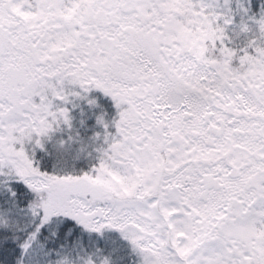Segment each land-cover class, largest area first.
I'll use <instances>...</instances> for the list:
<instances>
[{"label": "rangeland", "instance_id": "rangeland-1", "mask_svg": "<svg viewBox=\"0 0 264 264\" xmlns=\"http://www.w3.org/2000/svg\"><path fill=\"white\" fill-rule=\"evenodd\" d=\"M228 1L0 0V115L4 113L0 176L24 177L35 188H46L40 194L48 215L67 211L84 217L95 209L89 218L97 226L118 216L123 222L137 223L139 244L151 242L148 264H264L262 143L255 148L256 161L247 153L234 154L238 167L251 163L250 168L260 172L246 188L237 183L230 202L224 191H215L204 204L185 187L180 191L172 187L179 169L183 186L193 164L202 173L205 167L215 170L216 158L224 152L207 149V142L197 144L191 135L189 127H201L206 107L220 111L221 99L236 104V93L264 97V18L241 14L234 29L253 33L257 41L255 58L241 79L222 80L228 73L203 63V51L216 43L207 47L205 41L211 38V43L226 32L223 12ZM238 2L245 13L249 0ZM260 12L264 16V9ZM139 36L143 40L150 36L149 53L140 49L146 44L141 45ZM183 36L192 38L181 45ZM159 65L176 78L149 76L151 70L162 73ZM132 71L140 72V82L129 80ZM142 76L150 78L144 81ZM235 83L239 85L233 95ZM81 97L90 109H81ZM107 97L121 100L115 101L121 110L117 124L107 118ZM165 97H176L178 107L187 104L183 109L194 116L184 123L183 110L170 117ZM243 100L248 104L247 98ZM136 105H142L138 115ZM71 111L91 114L101 126L93 136L102 147L99 168L91 176L48 189V183L31 171L32 149L45 132L46 138L72 133ZM142 112L143 125L133 124L141 121ZM168 118L177 120V136H167ZM231 179L230 184L235 183ZM110 189L116 196L134 195L140 200L110 202Z\"/></svg>", "mask_w": 264, "mask_h": 264}, {"label": "trees", "instance_id": "trees-1", "mask_svg": "<svg viewBox=\"0 0 264 264\" xmlns=\"http://www.w3.org/2000/svg\"><path fill=\"white\" fill-rule=\"evenodd\" d=\"M239 8L238 0L228 1L227 11L223 12L226 32L216 35L211 43V38H208L205 41L208 42L207 47L215 41L216 43L207 51V48L203 51V63L214 66L220 73H228L226 78H222L225 81L245 76L255 58V35L247 30L237 32L234 29L241 19V14L244 15L242 18L252 15L260 18L264 0H249L247 10L242 11L245 13H241ZM190 38L192 37L183 36L179 43L185 45L190 42ZM136 57H139L138 53ZM123 60L126 61L124 58ZM120 62L121 60H118L119 65ZM174 70L178 71V68ZM161 72H153L149 76L162 80V74L173 76V73L166 72L165 68H161ZM132 73L134 78L140 77L139 71ZM149 78L146 77L147 80ZM238 85L239 83L231 85L233 95ZM238 94L236 93L235 97H238ZM239 96L242 97L241 94ZM5 97L6 94L4 100ZM80 99L81 109H90L84 105V97ZM104 105L108 110L107 117L117 119V112L112 107L110 97L106 98ZM70 114L72 133L61 132L59 137L49 134L46 138L45 132L32 149L31 171L48 183V189L58 187L64 181L67 183L66 181H77L81 177L91 176V173L99 168L102 147L93 136L94 130L101 131V126L95 124L91 114L86 115L85 127L82 125L85 115L78 111H71ZM2 115L4 116V113L0 117ZM7 177L0 176V264H148L151 242L147 240L142 242L143 245L139 244L137 223L123 222L124 219L118 216L97 226V222L89 218L94 216L92 213L95 209L84 217L72 216L67 211L48 215L43 205L45 198L40 194L42 191H48L46 188H35L26 182L24 177ZM68 185L73 186V183L66 184ZM110 190L107 199L110 202L140 200L134 195L116 196L115 192ZM152 195L155 193L146 194L141 200ZM117 219L121 222L118 223Z\"/></svg>", "mask_w": 264, "mask_h": 264}, {"label": "flooded vegetation", "instance_id": "flooded-vegetation-1", "mask_svg": "<svg viewBox=\"0 0 264 264\" xmlns=\"http://www.w3.org/2000/svg\"><path fill=\"white\" fill-rule=\"evenodd\" d=\"M159 98L162 97H158L157 99ZM165 98L168 101V104L165 106L170 111L169 116L174 118L183 110L184 117V114L187 112L183 108L184 106L187 107V104L182 103L181 107H178V103L175 101L176 97ZM197 98L202 99V97ZM244 98L248 99V104L243 102ZM234 99L236 104L231 103L230 100H227L228 103H224V99H221L220 102L223 103V107H221L220 111L206 107L201 114V117H203L201 127L197 128V130L193 126L189 127L191 132L196 133L194 140L197 144L205 143L213 138L214 142L210 146H207V149L210 148L217 151L222 148L224 150L219 155L220 157L216 158L215 163L218 164V166H215L216 169L211 170V168L205 167L202 173L198 170V166L193 164L195 167L190 175L185 176L186 183L182 186L180 179L183 171L181 168L179 169L180 172L175 175L177 182L174 180L172 184L175 190L180 191L182 187H185L187 193L193 194L194 196L198 195V197L200 195L198 192L205 189L208 202H204V204L209 203L213 199L212 194L215 191H224L227 193L228 199L226 200L230 202V197L232 196L233 189L236 188V184L240 183L246 188V185L253 184L255 177L260 172V168L256 170L252 167L250 168L251 163L238 167V163L233 159V156L235 153H247L249 157H252L256 161L257 155L255 148L260 143L264 146V97H234ZM236 109L238 113L234 115L233 111ZM188 114L190 118L194 116V112ZM206 115L209 116L207 121L204 117ZM183 117L182 119L184 120ZM187 120H184L183 123ZM176 122L177 120L174 121L171 118L166 120L168 128L171 130L168 134L166 133L167 136L178 135ZM261 159L264 160V157H259V160ZM210 167L212 166L210 165ZM244 175H246V178H243ZM229 178H233L235 183L230 184L232 179L230 180Z\"/></svg>", "mask_w": 264, "mask_h": 264}, {"label": "water", "instance_id": "water-1", "mask_svg": "<svg viewBox=\"0 0 264 264\" xmlns=\"http://www.w3.org/2000/svg\"><path fill=\"white\" fill-rule=\"evenodd\" d=\"M208 116H206V120H207ZM212 141H209L208 143H211ZM202 198L206 199V193H204V195H202Z\"/></svg>", "mask_w": 264, "mask_h": 264}]
</instances>
